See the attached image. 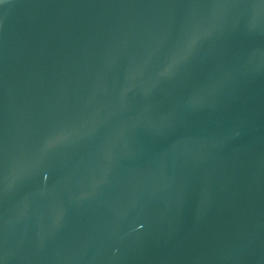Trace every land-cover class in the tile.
<instances>
[{
    "label": "water",
    "instance_id": "1",
    "mask_svg": "<svg viewBox=\"0 0 264 264\" xmlns=\"http://www.w3.org/2000/svg\"><path fill=\"white\" fill-rule=\"evenodd\" d=\"M0 264H264V0H0Z\"/></svg>",
    "mask_w": 264,
    "mask_h": 264
}]
</instances>
